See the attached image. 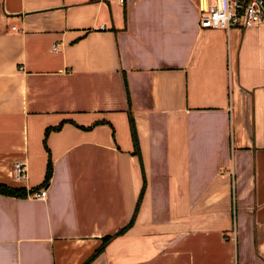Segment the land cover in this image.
<instances>
[{
	"label": "crops",
	"instance_id": "obj_1",
	"mask_svg": "<svg viewBox=\"0 0 264 264\" xmlns=\"http://www.w3.org/2000/svg\"><path fill=\"white\" fill-rule=\"evenodd\" d=\"M213 1L0 0V264H264V22Z\"/></svg>",
	"mask_w": 264,
	"mask_h": 264
},
{
	"label": "built area",
	"instance_id": "obj_2",
	"mask_svg": "<svg viewBox=\"0 0 264 264\" xmlns=\"http://www.w3.org/2000/svg\"><path fill=\"white\" fill-rule=\"evenodd\" d=\"M200 24L210 28L229 29L230 26L258 27L264 22V0H214L207 10L201 11ZM56 48V44H52ZM12 174L17 179L26 177L23 161L13 164ZM221 175L226 176V172ZM46 188L32 193L33 197L45 198Z\"/></svg>",
	"mask_w": 264,
	"mask_h": 264
},
{
	"label": "trees",
	"instance_id": "obj_3",
	"mask_svg": "<svg viewBox=\"0 0 264 264\" xmlns=\"http://www.w3.org/2000/svg\"><path fill=\"white\" fill-rule=\"evenodd\" d=\"M129 114V123H130V130L132 132V140L134 142V145L137 146V136H136V130H134V120H133V116L132 114ZM47 167L43 176V183H47L51 173H52V164L50 163V161L48 160L47 162ZM34 189L32 188L30 191H33ZM27 190L24 187H17L11 184H6L4 182H0V193H4V194H13V195H17V196H25ZM136 212V211H135ZM134 212V215H135ZM134 215L132 216V218L129 220V222H127L126 224L122 225V228H120L119 230H117L114 233H110V234H106V236H103L101 238V243L100 246L96 249L95 252L92 253V255H95L97 252H101L104 247L107 244V241L110 240L112 237H114L115 235H119L122 234V232H124L128 226L132 223L133 219H134Z\"/></svg>",
	"mask_w": 264,
	"mask_h": 264
}]
</instances>
